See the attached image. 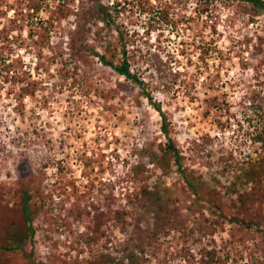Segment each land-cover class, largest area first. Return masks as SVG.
<instances>
[{
    "label": "rangeland",
    "instance_id": "obj_1",
    "mask_svg": "<svg viewBox=\"0 0 264 264\" xmlns=\"http://www.w3.org/2000/svg\"><path fill=\"white\" fill-rule=\"evenodd\" d=\"M260 132L264 10L251 2L0 0V239L30 228L36 263L264 264V179L244 181L264 168ZM169 142L207 197L172 155L158 161Z\"/></svg>",
    "mask_w": 264,
    "mask_h": 264
},
{
    "label": "trees",
    "instance_id": "obj_2",
    "mask_svg": "<svg viewBox=\"0 0 264 264\" xmlns=\"http://www.w3.org/2000/svg\"><path fill=\"white\" fill-rule=\"evenodd\" d=\"M61 1L66 2L67 0H61ZM245 1H249L257 8H261L264 10L263 0H245ZM96 10L99 11V14L107 15L106 14L107 12H105V10L102 9V6L100 4L96 5ZM80 13L85 18V21H88L87 19L91 17L90 14L85 10H82ZM95 56L99 57V59L102 61L103 64L113 68L115 71H117L120 75H123L125 78L134 81L137 85L143 84L140 78H138L137 74L132 72L130 64L127 59H122L121 61H119V63H115L113 60L112 61L108 60L107 56L103 54L96 53ZM147 97H149V95ZM155 109L159 111V113L161 114V117L163 119L162 130L166 135H168L166 115L162 111L160 106L156 105ZM259 136H260L258 138L259 141L263 142L264 132H260ZM160 152L162 153V155L159 158H157L158 161H162L165 158H168L170 155H172L175 159V163L179 167V171L181 172L182 177L185 183L187 184L188 189L191 190V192L194 193L196 197L197 196L207 197V196H204V194L207 191V190H204L206 183L200 181L199 178H196V177L192 178L191 176L187 174L185 170H182L179 152L176 150L172 142H169L168 144H164L163 146H161ZM161 169L163 170L164 168H161ZM262 179H264V168L254 167L253 169L247 170L245 172L244 181L248 185L252 184V187L250 188L251 190L252 189L254 190L256 188V185L259 182L261 183ZM27 185L28 183L21 184L19 192H18V195L21 197V203H22L20 212L22 213L24 217L30 216L29 214V191L27 189L28 188ZM144 194L147 195V197H149V199L153 202H157L160 200V198H158V196H156V194L153 191H148L145 189ZM249 194L251 193H244V194H241L240 197L241 199H243V197L245 196L249 197L247 196ZM213 195L214 194H211L208 201L212 202L214 200ZM138 196L139 195L137 194L136 197ZM0 204H2V198L0 199ZM213 205H217L218 207H220L219 204H217L216 202L213 203ZM117 217L121 223L124 224L126 222V214L124 212L118 213ZM32 234L33 232L30 228L26 229V233L23 234V236H21L20 234H17L16 231L9 229L8 234H7L9 236L6 239L5 238L0 239V264H18L21 258L25 259L26 262L24 264H42L40 262L36 263L32 258V253L24 250V247L27 241L29 240V238L32 236ZM210 255H214V254L210 253ZM211 262H212L211 260L209 259L207 260V264H211ZM83 264H93V263L88 262V263H83ZM99 264H106V263L103 261V262H100Z\"/></svg>",
    "mask_w": 264,
    "mask_h": 264
}]
</instances>
